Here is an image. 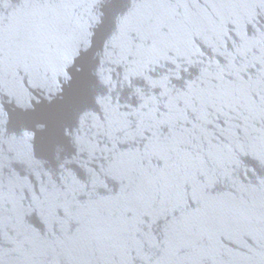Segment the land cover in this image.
I'll list each match as a JSON object with an SVG mask.
<instances>
[{
  "label": "water",
  "instance_id": "obj_1",
  "mask_svg": "<svg viewBox=\"0 0 264 264\" xmlns=\"http://www.w3.org/2000/svg\"><path fill=\"white\" fill-rule=\"evenodd\" d=\"M180 2L0 0V264H264V0Z\"/></svg>",
  "mask_w": 264,
  "mask_h": 264
},
{
  "label": "snow or ice",
  "instance_id": "obj_2",
  "mask_svg": "<svg viewBox=\"0 0 264 264\" xmlns=\"http://www.w3.org/2000/svg\"><path fill=\"white\" fill-rule=\"evenodd\" d=\"M146 7L152 8V12L145 17H138L134 13L125 17L122 24L127 27L130 24L137 23L146 27L152 34L153 38L158 41V47L153 49L156 55L163 56L167 60L188 62L189 58L195 55L193 49L185 47L183 51H178L175 47L170 46L168 40L176 35L187 34L194 26L196 21L186 15L183 9L186 7L180 0H146ZM168 10V11H163ZM135 35V33H133ZM238 60L239 62V53ZM132 59V57H130ZM142 76L145 79L150 78L144 72L132 71L129 77L135 78ZM153 86L161 89L166 85L160 81L154 82ZM165 112L168 111L167 105H161ZM195 118V116H193ZM167 151L173 156L180 157L183 152H194L192 144L189 142H178L167 147ZM187 167V163L184 164ZM78 190L79 187H76ZM51 209H45L49 212Z\"/></svg>",
  "mask_w": 264,
  "mask_h": 264
}]
</instances>
